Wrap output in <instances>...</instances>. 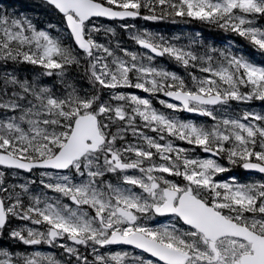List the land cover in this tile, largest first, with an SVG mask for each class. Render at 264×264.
<instances>
[{"label":"snow or ice","instance_id":"snow-or-ice-1","mask_svg":"<svg viewBox=\"0 0 264 264\" xmlns=\"http://www.w3.org/2000/svg\"><path fill=\"white\" fill-rule=\"evenodd\" d=\"M0 264H264V0H0Z\"/></svg>","mask_w":264,"mask_h":264},{"label":"trees","instance_id":"trees-1","mask_svg":"<svg viewBox=\"0 0 264 264\" xmlns=\"http://www.w3.org/2000/svg\"><path fill=\"white\" fill-rule=\"evenodd\" d=\"M19 3L22 4H34L35 0H18ZM40 19L41 20H50V21H55V17L54 16H49L47 13L44 12H40L39 13ZM205 36H209V33H202ZM214 37V36H213ZM209 38L211 39L212 37L209 36ZM23 70V75L28 76V75H36V72L31 68V66H22ZM38 71V70H37ZM47 79V78H45ZM257 106L262 110V106L260 104L257 103Z\"/></svg>","mask_w":264,"mask_h":264}]
</instances>
